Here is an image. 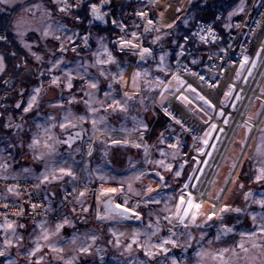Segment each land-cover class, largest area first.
<instances>
[{
    "label": "rangeland",
    "instance_id": "1",
    "mask_svg": "<svg viewBox=\"0 0 264 264\" xmlns=\"http://www.w3.org/2000/svg\"><path fill=\"white\" fill-rule=\"evenodd\" d=\"M255 1H253V5ZM251 2L252 0H244V11L238 14L243 15ZM69 3L72 5L74 3L75 5L71 10V15L55 11L56 5L53 4L52 0H14L11 7L3 6L5 10L0 11V15L4 13V18H7L6 23L0 25V30L7 37V40L0 41V55H3L2 50L8 51L9 57L12 58L11 67L15 69H18L16 67L18 64L23 69H27L30 65L35 67V74L33 75L31 84L27 89H23V94H21V89L17 91V97H22L20 101H17L21 104V108H16L17 102H15V97L9 98L10 101H7L4 100L3 96H0V165H7V168H0V175L38 179L41 173L45 172L51 165L71 167L75 173V179L65 176L62 181L52 183H41L39 179L40 192L47 198L50 194L55 196L58 202L57 205L59 206L62 203L60 196V184L62 182L73 185L75 181L79 180L80 183L86 182L96 186L101 185L102 188L115 187L118 189L123 184L124 190L122 192L118 191L111 195L114 197L116 203H123L127 199L129 207L136 206L137 202H139L136 210L140 213V219L137 220L134 217L124 220L119 218L104 219L102 218L104 214H101V218H98L97 207L93 203L87 208V212L78 216L71 212V210L67 211L64 219H67L70 223L61 229L58 236L50 237V241H57L64 248V252L62 254H53L45 246L39 253L31 257V264H35L39 256L42 255L45 256L42 264H64V261L71 259L73 256L77 257L76 264H138L140 261L145 262V264H172L173 258L177 260L178 264H197L198 258L195 254L201 248L214 252L219 249L234 247L240 240L239 232L247 230L251 226L250 218L244 213L229 212L225 214V223L230 227H234L235 232L221 235L219 240L216 239L221 223L219 220L209 222L208 226H190L185 229L175 219L172 224H169L168 220L164 219L165 216L170 215L169 212L165 211L166 208H170L172 212H175L174 204L178 200L180 184L185 181L189 184L195 182L187 180V174L191 173L194 167L202 168L204 164H197L191 160L192 156H196L199 159L198 153L193 149L187 160L182 157L181 148L175 158L169 155L166 158V163H172L174 168H179L180 163L187 161L180 181H174L170 174L164 173L162 169L155 165V160L165 159V157L160 155L161 149L169 154L173 150L167 147L165 143H159L163 119L161 118V122L159 118L154 120L150 110L151 102L158 89L153 87L152 90H149V85L145 81L154 83L156 77H160L163 80L166 78L165 72L159 71L157 67L162 53H167L165 64L171 71L172 65L168 57L171 51L174 55L176 45H169L171 44V39L165 41L167 39L165 33L174 30L180 20L185 25L183 17L186 15L190 4L185 5L183 10L178 14L180 19L174 27L167 29L163 27L162 23L157 22L159 11L150 3V0H128L121 8H115L111 4L103 6L101 0H69ZM92 3L97 4L100 11L106 14L104 21L95 20L91 16L90 5ZM238 4H240V0H236L225 14V26L230 24L233 18L237 17L234 15L229 19L228 13L235 9ZM33 5H38L39 7H32ZM181 5H184V0L178 1L177 6L181 7ZM24 9H30V11L25 12ZM45 9L53 10L51 20H45ZM137 11H147L149 13L148 18L154 20V27H159L160 32L157 33L155 30L144 32V23L140 17L136 16ZM81 13L83 17H81ZM222 14L223 12H221ZM76 16L81 18L80 22H76ZM21 17H23L26 29L39 28L42 30L46 23H51L55 27L56 22H60L67 25L72 32L79 33V36L76 37L77 52H73L71 45H67V41H65L68 51L62 54L64 61L61 68L72 70L73 79L71 82L73 87L71 89L65 86L68 80L66 74L61 69H55L51 73L47 71L50 67L48 60L52 58V54L55 53L56 56L61 55L57 51L59 42L51 38L42 40L40 39L39 32L30 30L25 31L23 38L17 36L15 26ZM113 19L117 20L118 24L122 23L125 26L124 31H121L118 24H112ZM212 21H214V18ZM75 23L81 24L78 27ZM163 23L170 22L164 18ZM136 25H139V27H136ZM9 31L16 41L17 46H14L17 47V50L20 49L24 56H22L19 50V58L16 55L15 57L12 56L15 48L13 45L8 48V44H12L10 43ZM132 31L142 33L143 35L140 36L139 41L143 46L152 50V55L147 56L142 61L139 55H134L130 49H125L123 52L119 51V38L122 36L131 38ZM59 35H61V39L63 40V34L60 33ZM157 35H160L161 39L153 44L152 40ZM84 36L88 37L87 45L83 43L82 38ZM100 42L106 45L109 51L112 52L115 57V63L105 65H97L95 63L96 57L93 55L94 53L100 52L103 56ZM25 44L30 46L31 51L24 46ZM32 52H36L37 55L42 56L43 60L37 62L32 56ZM254 52L252 51L247 56L252 57ZM15 53L17 54V52ZM103 58L106 59L107 57L103 56ZM254 59H256V55ZM130 63L134 66L133 73L136 71H146L148 73L147 77H142L138 80L139 89H133L132 82L128 88L125 87V82H119L118 79L117 81H113L112 79L114 74L119 78L122 70L125 81V74ZM78 65H84L87 68V72L85 73L84 68L78 67ZM247 67H251V64L246 65ZM101 70L104 71L105 75H100ZM5 71L0 72V75L5 73ZM42 71L43 75H41ZM240 75L243 78L244 76H248V73L246 70H242ZM53 76L59 77L60 83L58 86L51 84ZM81 76L84 79H80ZM8 80L9 78L5 80L7 83L4 81V87H7ZM88 81L97 82V89H90ZM172 83L173 86L168 97L175 86V82L173 81ZM109 84L112 85L111 89L108 87ZM229 85L230 83L221 91L220 100L223 98V92L227 90ZM41 86L42 91L38 97V103L28 113H24L23 107L27 106V101L33 89ZM262 88L264 89V80ZM125 91L130 94L136 92L135 98L128 101L127 112L107 108V105L111 103V98L106 97L105 92H110L112 97L123 100V93ZM235 91L237 90L235 89ZM86 92H90L94 96L91 103V106L97 109L94 113L89 112V105L85 103L89 99L85 95ZM189 93L194 97V101L188 107L202 120H207L208 116L202 111H198L203 106L202 101L196 99L195 93ZM261 104L262 101L256 98L248 110V116L255 115L259 111ZM222 107L228 113V109L232 105L231 103H227L222 105ZM145 108H147V111H145ZM212 112L213 110H209L210 114ZM69 113H71L69 119L72 120V123L76 124V127H71L65 120V117ZM79 116H84L85 119L82 122L74 119ZM101 117H103V120H101ZM94 119L99 121L96 125V128L99 130L93 129L92 120ZM141 121L148 124L147 131L140 128ZM213 122L218 123L214 118ZM5 123H10L12 127H4ZM61 123L65 124L64 129L59 127ZM221 123L222 121H220ZM16 125L20 127H16ZM261 127H264V124L261 123L259 129ZM45 129H47V132H45ZM259 129L243 160L244 174L240 176L238 183H243L244 187L239 188L237 185L232 184L230 187L232 191L227 193L226 201H223L230 203L232 207L244 208L247 206L249 211H260V209L254 202L246 204L243 194L251 190L258 197L264 192V184L251 181V177L254 175V168L261 159L257 151L261 135ZM72 130H80L82 136L80 139L76 138L71 144L65 145L63 143L65 135H69ZM142 132L143 135H141ZM175 132L179 134L178 130ZM244 134L245 129L240 126L223 165L214 179L215 183H212L209 192L215 194L224 183V178L227 177L230 166L241 149V143L245 140ZM49 135L52 137L51 143L54 147V151L51 153L44 147ZM145 135H149L146 143L143 140V136ZM34 136L40 140L39 145L35 149L29 148V144ZM112 140H118L121 143L112 144ZM125 140L129 141V143H123ZM213 142L215 143L216 141ZM134 144H140L141 147H135L133 146ZM185 144H190V142L186 140ZM144 145L148 146L147 155H145ZM190 145L192 146V144ZM208 150L206 149V151ZM41 154H43V158H39ZM207 158L204 157V159ZM25 169H28V171L25 172ZM139 171H143L145 176L140 181L133 182V187L136 190H140L149 184L155 188L158 179L155 177V171H161L162 174L166 175L170 187L163 190L157 189L159 195L156 198L160 200V203L145 205L139 196L127 192L129 179ZM193 175H199V173H193ZM190 191L192 192V189ZM47 201L48 204H52L51 199H47ZM165 201H167V204ZM204 208H208L207 203H205ZM157 220L159 221L160 231L152 237V242L158 243L161 239L169 237L171 233L168 229L171 228L172 232L175 233L172 238L177 241L178 246L173 247L171 244H168L166 245L169 249L167 253L157 250V254L151 258L145 256L143 249L136 248L135 244H133L131 251H125L126 245L132 242L134 230H138L139 232L138 241L144 243L147 239L145 233L155 230L154 228H149V224L155 225ZM11 222H14L16 225V235L23 239L17 242L15 237L0 228V249H5V256H0V264H7L8 260H14L16 264H29V258L26 254L35 246L37 237L42 234V230L47 229L49 232H54L55 225L63 221L29 223L17 219L11 220ZM4 223L5 221H0V224ZM19 225H24V227L21 228ZM173 225L176 226L173 227ZM113 232L116 235H113ZM189 233L192 237L191 240L188 238ZM202 233L204 239H201ZM74 235L78 238V241H84L92 245L89 254L82 255L75 251V245L70 243ZM86 235H95L96 240H85ZM5 236L13 239V246H5ZM117 240H119V244H117ZM40 243L46 245L48 242L41 240ZM237 252L241 256L244 255L239 249H237ZM54 255H62L63 259H54ZM204 264H215V262L211 257H206Z\"/></svg>",
    "mask_w": 264,
    "mask_h": 264
},
{
    "label": "snow or ice",
    "instance_id": "2",
    "mask_svg": "<svg viewBox=\"0 0 264 264\" xmlns=\"http://www.w3.org/2000/svg\"><path fill=\"white\" fill-rule=\"evenodd\" d=\"M14 0H0V11H4L5 8L3 6L11 7ZM53 4L56 5L55 11L64 13L65 15H71V8L74 7V5L69 3V0H52ZM103 3V0H101ZM192 0H189V4H191ZM257 2H261V0H257ZM150 3L155 6L159 11V18L158 23H162L164 28L172 29L176 22L180 19V16H175L174 19L171 20L170 23H163L166 12L172 8L173 0H150ZM32 7H39L38 5H33ZM183 10V5L181 7L175 8L176 13H180ZM25 12L30 11V9H24ZM244 11V0H240V4L237 5L235 9H233L231 12L228 13V18L231 19L232 16L237 15L238 13H241ZM44 12L45 20H51L53 16V10L51 9H45ZM90 14L95 20L104 21L105 20V13L100 11V8L97 4L92 3L90 5ZM136 16L141 17L146 20V23L144 24V31L150 32L152 30H155L157 33L160 32L159 27H154V20L149 19V13L147 11H137ZM76 22H80L81 18L79 16L75 17ZM185 24H187V18L183 21ZM91 23V21H89ZM113 25H117L118 21L113 19L112 20ZM118 26L120 27L121 31H124L125 26L122 23H119ZM241 25L237 24L236 27H240ZM16 34L17 36L23 38L24 33L26 30L39 32L40 33V39L42 40H48L49 38L58 41L59 47L57 51L61 53L60 56H56L55 53L52 54V58L48 60V64L50 67L47 69L49 73H51L55 69H61L66 76H67V84L65 85L67 88L71 89L73 87L72 85V70L70 69H63L61 68V65L64 61L63 53L68 51V47L65 44V41H67V45H71V50L73 52H77V45H76V37L79 36L78 32H72L70 28H68L67 25L56 22L55 27L51 23H46V25L43 27V29H26L24 27L23 23V17L20 18V20L16 23ZM136 27H139V25H136ZM226 28H231L232 25L228 24L225 26ZM201 31H204V29H201ZM207 32L213 34V39H215V35L213 33V29L211 27L207 28ZM60 33L63 34V40L61 39ZM143 35L142 33H137L136 31L131 32V38H125L120 37L118 40L119 43V51L123 52L125 49L132 50L133 54H139L141 59H144L145 56L152 55V50L150 48H146L141 46L137 41L139 40L140 36ZM165 35H170V33H165ZM83 43L87 45L88 43V37L84 36ZM161 39L160 35H157L153 38L152 43L155 44L157 41ZM185 41L188 40V37L185 36L183 38ZM201 40H204L205 37L201 36ZM7 40V37L0 33V41ZM173 44H178V47L180 51L177 52L176 57L177 60L184 56V49L185 45L183 43H178L177 40H172ZM25 47L29 48L31 51V48L29 45L25 44ZM100 47L103 50V56H106L107 58L104 59L100 52L94 53L93 55L96 57L95 63L97 65H105V64H111L115 63V57L113 56L112 52L109 51L108 47L104 45L102 42H100ZM221 51H224V49H221ZM32 56L35 58L37 62H40L43 60V57L40 55H37L36 52L31 53ZM16 53L13 52L12 56L15 57ZM256 58L264 57V50H258L256 52ZM167 57V53H162L159 60L160 63L157 66L159 71L165 72V76L167 78L168 74L170 73L171 79L165 83L163 79L160 77H156V80L154 83L145 81L149 85V90H152L153 87L159 89V107L160 110L163 112L164 116L169 119L170 122H173L175 125H178L180 129H182L184 132L189 133L192 138V149L198 153L199 159L196 156H192L191 160L197 164H208L209 161L207 159H204V157H211L213 155V151L215 150L217 145L213 141H219L221 134L226 133L227 131V125L229 124L231 113H226V110L222 105H225L227 103H231L232 107H236V102L243 99L241 96V91H235L236 85L230 84L226 91L223 92V98L219 101V104L214 103L209 97L201 94L191 83H188L185 79L179 75V72L182 70L186 73H191V75L196 76L199 75L196 72H193L190 68L187 66H182L179 63L177 64V70L175 72H171L170 69H168L167 65L165 64V60ZM223 59V57H222ZM192 64H196L197 60L192 59ZM232 63H237V61H232ZM239 68L236 69V75L234 77L235 80L241 79V71L246 70L248 75L250 76L252 74L253 69L257 66V59L250 58L247 55H242L241 58L238 61ZM251 64V67H247L246 65ZM5 58L3 55H0V72L5 71ZM16 67L19 69L20 65H16ZM78 67H83L85 73L87 72V68L84 67V65H78ZM43 71L41 72V75H43ZM100 75H105L104 71L101 70ZM148 73L136 71L133 73L131 77L132 82V88L133 89H139V83L138 80L142 77H147ZM80 79H84L83 76L80 77ZM113 81L119 80V82H124V75L123 71L121 70L119 74V78L114 74L112 76ZM199 79L201 81L205 80L204 76H199ZM243 79L247 81L248 76H244ZM175 82L176 87V93L174 96V99L178 101L182 106L187 108L188 105L192 103V101L189 99V97L185 94L186 91L195 93L196 99L199 101H202V105L198 111H202L206 116H208L207 120H202L203 128H199L197 126H194V124H189L188 120L185 116L179 115L177 109L172 107L171 104L166 103L168 94L173 86L172 82ZM7 83V81H5ZM60 80L59 77L53 76L51 79L52 85H59ZM88 87L90 89H97L98 83L95 81H88ZM123 86V83H122ZM186 86V87H185ZM109 89L112 88V85L109 84ZM209 87L216 88V83H210ZM181 88H184V91H181ZM23 89H21V94H23ZM42 91L41 87H35L32 91V93L29 96V99L27 101V106L23 107V112L28 113L34 105L38 103V97L40 96V93ZM264 92V89L261 90ZM86 96L89 97L87 101H85L86 104L89 105V112H96L97 109L91 106V103L94 99V96L90 92L85 93ZM124 99L119 100L115 97L111 96L110 92H105L106 97L111 98V103L107 105V108H112L113 110H120L122 112L128 111V101L133 100L135 98L136 92L129 93L125 91L123 93ZM234 97V99H232ZM71 102V101H70ZM103 103V102H101ZM143 103V101H141ZM16 108H21V104L17 102ZM262 108H264V102H262ZM191 110V109H190ZM209 110H213V112L210 114ZM145 111H147V108H145ZM71 116V113L68 114V116L65 117V120L70 124L71 127H76V124L72 123V120L69 119ZM213 116L217 120L222 121V124H218L216 122H213ZM257 117H264V112L258 111L255 115H249L246 119L243 120L242 127L245 129L244 139L247 140L249 137V134L253 131V121ZM74 119L83 121L85 119L84 116L75 117ZM101 120H103V117H101ZM99 123L97 120H92V125L94 130H99L96 128V125ZM262 124H264V120L261 121ZM4 127L10 128L12 125L10 123H5ZM16 127H20L19 125H16ZM61 129L65 128V124L61 123L59 125ZM148 124L144 123L143 121L140 122V128L144 131L148 130ZM135 130V129H134ZM45 132H47V129H45ZM260 132V143L257 146V151L259 156L261 157L260 161L256 164V167L254 168V175L251 177V181L258 183V184H264V127H261L259 129ZM202 133V134H201ZM77 136L79 133L76 134ZM143 135V132L141 133ZM73 137L69 136V138L65 141H63L66 144H71ZM165 137L164 133H160V139L159 143L163 144L165 143ZM175 143H170L168 147L173 150L171 154L166 153L163 149L160 150V155L162 157H165V159H159L155 160V165L162 169L164 173H168L172 176L174 181H180V178L183 175L184 168H185V161L184 163H180L179 168H174L172 163H166V158L171 155L173 158L179 153L181 144H180V138L179 136L174 137ZM52 137L49 135L47 137V141L44 144V147L49 150V153L54 151L53 144L51 143ZM40 143L39 138L35 137L32 139L31 143L29 144V148L35 149ZM59 143V141H57ZM112 144H119L121 141L118 140H112ZM123 143L127 144L129 141L125 140ZM135 147H141L140 144H134ZM243 142L241 143V147L243 148ZM11 147V145H9ZM145 148V155L148 154V146L144 145ZM206 149H209L206 151ZM39 158H43V154ZM250 159V157H249ZM240 163L241 170L239 172H236L234 177L229 180L228 177L224 178V184L225 187H220L215 194L208 193L209 199L207 201L203 202H196L195 198L190 191L191 189H195L197 187L196 183L189 184L186 181L182 182L180 184V188L178 190V200H176L174 207L175 212H172L170 208H166L165 211L169 212L170 215H167L164 217V219L168 220L169 224H172L173 220L175 219L178 221L180 225H182L185 229H187L190 226L195 227H202V226H208L209 222L214 220H219L220 228L218 229V234L216 236V239L219 240L221 235H227L229 233H234L235 228L230 227L225 223V214L229 212L233 213H244L246 214L250 220H251V226L249 229L240 231L239 236L240 240L235 244L232 248H223L216 250L214 252H209L206 249L201 248L199 251L196 252V257L198 258L197 264H204V259L206 257H211V259L215 262V264H264V192H262L258 197L254 195V193L249 190L245 192L244 200L246 201V204L248 202H254L260 209V211H249L248 207H232V205L228 202H222L226 201V193H230L232 191L231 188H227L226 185L229 183L233 185H237L239 188H243V183H238L240 180V176L243 175V161L240 160V157H237V160H234L230 166L229 169V175H233L232 170L237 168V163ZM0 168H7V165H0ZM25 172L28 171V169L24 170ZM203 168H193L191 173L187 174V180L189 181H197L199 182L201 180L200 175H193V173H203ZM65 176L71 177L75 179V173L72 171L71 167H63V166H49L45 172H42L40 177L38 179L41 180V183H52L56 181H62ZM145 176V173L143 171H139L136 174H134L128 181V188L127 192L139 196L143 203L145 205L150 203H160V200L156 197L159 195L157 192V189L163 190L164 188L170 187L168 183V179L166 175L162 174L161 171H155V177L158 178L155 184V188L151 186V184L144 186L140 190H136L133 187L134 181H140ZM8 177L5 176L4 179H7ZM15 178V177H13ZM103 178V177H101ZM213 183H215L213 181ZM39 185H37L38 187ZM9 192L15 191V186H10L7 189ZM123 184H121V187L115 188V187H108L103 188L101 190V195H107L109 196V199L104 202V215L102 218L104 219H116L119 218L121 220L129 219V218H135L137 220L140 219V213L136 210V208L139 206V202H137L136 206L129 207L128 206V200L125 199L123 203H114L111 199V195L113 193H117L118 191H123ZM76 189H73V192H75ZM18 194V193H17ZM85 193L81 191L79 193V196L77 197V201H79L80 197L84 196ZM201 195H204V193H201ZM100 197L97 196V200H99ZM171 199V198H170ZM167 204V201H165ZM205 203L208 204V208L205 209L204 205ZM7 207V205H5ZM37 207L36 204H32V208L35 209ZM84 212H87V208L82 209ZM24 210L20 209V212L22 213ZM20 214V213H18ZM98 218L100 217V214L97 213ZM199 221V223H198ZM70 221L67 219H64L62 223H57L55 225V231L49 232L47 229L42 230V234L37 237L35 246L27 252V256L29 258V264H31V257L35 256L37 253L41 251L43 247H47L50 252L53 254H62L64 252V248L57 242V241H50V237H56L59 235L61 229L69 224ZM176 225H173L175 227ZM19 227L23 228L24 225H19ZM42 227V226H41ZM149 228H154L155 230L152 232H146L145 236L147 239L144 241V243H140L137 239L139 232L138 230L133 231L132 235V242L127 244L125 247V251H131L133 244H135L136 248L143 249L144 255L151 258L157 254V250L162 251L164 253H167L169 249L166 247V245L171 244L173 247L178 246L177 241L173 239L172 237L175 235L174 232H172V229L169 228L168 231L171 233L169 237L161 239L158 243L152 242V237L157 234V232L160 231L159 227V221L157 220V223L155 225L149 224ZM0 228L4 229L6 233H10L11 236L15 237V240L19 242L23 238L16 235V225L14 222L8 221L6 219L4 224H0ZM111 231V230H110ZM113 235H116L115 232H113ZM122 235V234H121ZM189 240L192 239L191 234L189 233L188 236ZM201 239H204L203 233L201 234ZM46 241L48 242L46 245H42L40 241ZM85 240H91L95 241L96 236L95 235H86ZM70 243L75 245V251L78 254L87 255L91 252L92 245L85 243L84 241H78V238L74 235L71 238ZM211 243V241H209ZM4 244L6 247L13 246V239H10L8 236H5ZM117 244H119V240H117ZM237 249L240 250L241 253L244 255L241 256ZM46 255V254H45ZM0 256H5V249H0ZM54 259H63L62 255H54ZM45 256H39V258L36 260L35 264H42V261H44ZM77 257L73 256L71 259L64 261V264H76ZM7 264H16L14 260H8ZM138 264H145V262L140 261ZM172 264H178L177 260L175 258L172 259Z\"/></svg>",
    "mask_w": 264,
    "mask_h": 264
},
{
    "label": "built area",
    "instance_id": "3",
    "mask_svg": "<svg viewBox=\"0 0 264 264\" xmlns=\"http://www.w3.org/2000/svg\"><path fill=\"white\" fill-rule=\"evenodd\" d=\"M253 1L254 0H252L248 9L242 16L235 17L230 21L232 27L226 30L223 40L220 32L214 27L215 22L221 17V12H216L214 21H198L193 26L190 36H187L188 40L185 41L183 39L184 36L179 42L185 45V54L179 61L177 60L176 54L180 49L178 45L175 46L171 72L177 70V64L179 63L182 66H187L193 72L198 73L199 75L193 76L191 73H186L181 70L179 75L205 96L221 89L224 86L230 70L237 69L239 66L238 61L242 55H250L252 50L256 52L258 49L261 50L263 48L264 0H261L259 3L256 0L254 5ZM140 19L142 20L141 17ZM237 24L241 26L236 27ZM209 27L213 29V33L216 37L215 39H213V34L207 32V28ZM201 29H204V31H201ZM0 33H2L1 30ZM201 36H204L205 39L201 40ZM258 39L259 42L256 44ZM221 49H224V51H221ZM255 52L250 58H255ZM192 59H196L197 63L192 64ZM232 61H237V63H232ZM201 75L205 77V80L201 81L199 79ZM170 79L171 75L169 73L167 78L164 79L165 83ZM210 83H216L217 87H209ZM176 87L175 85L166 103L171 104L172 107L177 109L179 115L185 116L189 124L197 126L198 130L199 128H203L202 119L190 107L187 106V108H185L174 99L175 94H178L176 93ZM181 91H184V88H181ZM185 94L191 101H194V97L188 91H186ZM158 99L159 89L150 106L154 120H156L159 115L164 116L163 112L160 110ZM176 130H178L179 134H176ZM161 132L164 133V137L166 138L165 145L167 147L170 143L176 142L174 137L179 136L180 148L182 151L181 155L187 160V157L192 152V146L190 145L192 144L191 135L180 129L178 125L170 122L167 117H165L164 128ZM186 140L189 141L190 144H185ZM4 177L5 176L0 175V221L18 219L29 223H42L45 221L62 222L67 211L71 210V212L80 215L84 213L82 209L88 208L92 203L94 205L96 204V207H98L99 201L102 200L101 197H104L103 199H109V196L101 195V190L103 189L101 185L96 186L86 182L80 183L79 180H77L73 185L62 182L60 184L62 203L59 206H50L46 197L40 192L39 179L17 176H7L8 178L4 179ZM37 185L39 186L37 187ZM10 186H15L14 192H9L7 190ZM73 189H76V191L73 192ZM81 191H83L85 195L80 197L79 201H77V197ZM97 196L100 197L99 200H97ZM111 199L116 203L112 195ZM32 204H36L37 207L33 209ZM5 205H7V207H5ZM20 209L24 211L21 213Z\"/></svg>",
    "mask_w": 264,
    "mask_h": 264
},
{
    "label": "bare ground",
    "instance_id": "4",
    "mask_svg": "<svg viewBox=\"0 0 264 264\" xmlns=\"http://www.w3.org/2000/svg\"><path fill=\"white\" fill-rule=\"evenodd\" d=\"M127 1L128 0H109V4L113 5L115 8H121L124 4H126ZM178 1L179 0H173L172 8L169 9L165 14V19L168 22H171V20L174 19L175 16H177L178 14L175 12V8L178 7L177 6ZM187 4H189V0H184L183 8ZM142 20H143V23L145 24L146 20L143 18ZM258 42H259V39L257 40L256 44H258ZM137 43L143 46L139 40L137 41ZM261 50H264V42H263V48ZM146 57L147 56H145V58ZM140 60L142 61L143 59L140 58ZM133 68H134L133 64L130 63L128 70L125 74V81H124L126 85L125 87L129 88V85L131 86V77L133 74ZM235 72H236V69L230 70L225 80L224 86L221 89H219L215 93L207 94V96L214 103L219 104L218 102L220 101L221 91H223V89L225 88L227 84L229 83L235 84L237 91H241V89H243V91H241V96L243 97V99L236 102L235 108L230 107L228 109V113H231L232 115L230 117L229 124L226 126L227 127L226 133L221 134L220 140L215 142L217 147L215 150H212L213 155L207 158L209 163L206 165L204 164L202 167L204 169V172L202 174L199 173V175L201 176V180L199 182L197 181L194 182L197 184V187L195 189H192V192H193V196L196 202H203L209 199L208 193H210L209 191L212 187V183L214 179L216 178L217 173L219 172L220 168L223 165V162L227 156L230 146L232 145L233 139L235 138V135L238 129L242 125L243 120L248 117V110L250 106L253 104V101L256 98H258L262 102H264V92L261 91L263 89L262 82L264 80V57L257 58V66L253 69L252 74L250 76L248 75L247 81H245L243 78L239 80H235L234 79ZM259 111L264 112V108H262V104H261ZM213 118L214 120L218 121V124H220V120H217L215 116H213ZM263 119L264 117H257L252 122L254 125L253 131L249 134L248 139L244 140L243 142L244 146L243 148L241 147L237 155V157L238 156L240 157V160L242 161L244 160L246 153L250 149L254 136L257 130L259 129L261 125V121ZM237 157L235 160H237ZM239 169H240V163L238 162L237 168L232 170L233 175L230 176L228 173L227 177L229 178V180H231L234 177L235 173L238 172ZM231 185L232 184L229 183L228 185H226V187L230 188ZM221 187H225V184L223 183ZM201 193H204V195H201ZM225 195H227V193ZM103 198L104 197H101V199Z\"/></svg>",
    "mask_w": 264,
    "mask_h": 264
},
{
    "label": "trees",
    "instance_id": "5",
    "mask_svg": "<svg viewBox=\"0 0 264 264\" xmlns=\"http://www.w3.org/2000/svg\"><path fill=\"white\" fill-rule=\"evenodd\" d=\"M235 2L236 0H209V1L194 0L192 1L188 7L186 15L183 17V19L187 18V21H188L187 24L184 25L183 23H181V20L178 21V23L176 24V28L169 32L170 35H167L166 37L167 39H165V41H167L168 39H171V40H177L179 43L184 36H190L193 26L198 21L200 20L212 21V19L215 17L216 12H223L220 19H218L214 24V27L220 32L222 36V40H223L225 32L228 29L224 25V22H225L224 17H225V14L228 12L230 6L234 4ZM72 9L73 7L71 8V10ZM3 14L0 15V25H4L6 23L7 18H4ZM236 16L240 17L242 16V14H238ZM81 17H83L82 13H81ZM75 24L78 25L79 27L81 23L80 24L75 23ZM9 36L11 38L10 43L12 44H8V48L13 45V47L15 48V52H17L16 57L19 58V51L21 52V50L18 49L19 50L18 51L17 47H15L17 46V44H16V41L13 39V35L10 31H9ZM170 42L171 44L169 45L171 46L178 45V44H173L172 41ZM2 54L5 58L6 71L2 75H0V96H3L4 100H7V101H10V99L13 97L16 98L15 102L20 101L22 97L21 96L17 97V91L19 89H27V87L31 84L33 75L35 74L34 72L35 67L30 65L29 67H27V69H23V68L15 69L14 67H11L12 58L9 57L10 56L9 52L4 49L2 50ZM22 56H24L23 53H22ZM168 58H169L170 64L172 65V62L174 59V55L172 54V51L169 54ZM14 69L15 71H13ZM8 78H9L8 84H7V87L5 86L6 87L5 88L3 83ZM158 118L160 122H161V118L163 119V124H162V129H163L165 117L163 115H159ZM148 138H149V135L143 136V140L145 143L147 142ZM65 145H68V144H65ZM240 170L241 169H239L238 171ZM46 199H51L52 204L51 205L49 204L50 206H55L58 204V202L56 201L57 200L56 197L51 194L48 195V198L46 197Z\"/></svg>",
    "mask_w": 264,
    "mask_h": 264
},
{
    "label": "water",
    "instance_id": "6",
    "mask_svg": "<svg viewBox=\"0 0 264 264\" xmlns=\"http://www.w3.org/2000/svg\"><path fill=\"white\" fill-rule=\"evenodd\" d=\"M108 4H109V0H103V3H102L103 6H108ZM77 133H79L78 136L76 135ZM69 136H72V137L77 136L76 138L80 139L82 136V132L80 130H73L69 135H65L64 141L67 140L69 138ZM76 138L73 137L71 142H73ZM106 200H108V198L102 199L99 201L98 207H97V212L99 214H104V202ZM129 219H131V218H129Z\"/></svg>",
    "mask_w": 264,
    "mask_h": 264
},
{
    "label": "flooded vegetation",
    "instance_id": "7",
    "mask_svg": "<svg viewBox=\"0 0 264 264\" xmlns=\"http://www.w3.org/2000/svg\"><path fill=\"white\" fill-rule=\"evenodd\" d=\"M72 131H73V130H72ZM72 131H71V132H72ZM73 137L76 138V136H73ZM65 144H66V143H65Z\"/></svg>",
    "mask_w": 264,
    "mask_h": 264
}]
</instances>
